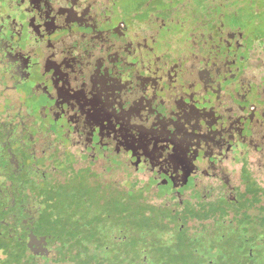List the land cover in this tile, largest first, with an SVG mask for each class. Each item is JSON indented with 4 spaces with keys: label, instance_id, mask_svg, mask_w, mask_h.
Here are the masks:
<instances>
[{
    "label": "flooded vegetation",
    "instance_id": "obj_1",
    "mask_svg": "<svg viewBox=\"0 0 264 264\" xmlns=\"http://www.w3.org/2000/svg\"><path fill=\"white\" fill-rule=\"evenodd\" d=\"M166 1L0 0V242L9 243L0 264H15V244L36 264H77L42 226L72 208L46 204L48 189L63 186L100 191L125 178L142 202L140 184L152 181L153 217L158 198L187 237L264 222V79L260 103L243 88L234 115L183 112L169 98L181 83L217 85L219 57L229 89L234 63L250 68L241 16ZM111 60L122 66L116 77ZM48 117L64 119L65 137L47 130ZM257 232L242 237V251L260 263Z\"/></svg>",
    "mask_w": 264,
    "mask_h": 264
},
{
    "label": "trees",
    "instance_id": "obj_2",
    "mask_svg": "<svg viewBox=\"0 0 264 264\" xmlns=\"http://www.w3.org/2000/svg\"><path fill=\"white\" fill-rule=\"evenodd\" d=\"M159 1L155 0V4L157 5ZM237 1L192 0L196 5L203 7V11L206 13L215 11L245 15L247 8L244 3L239 4ZM253 12L255 13L254 7ZM65 188L63 186L48 189L45 198L46 203L58 206H71L75 203H80L82 206L93 205L92 193L94 192ZM108 200L110 201L108 198L98 199L100 205L108 203ZM121 203L123 204V199H121ZM141 204L146 205V202L142 201ZM145 208L139 209L138 217L140 219L137 220V223L134 218L130 223L129 216L132 215H130L131 211L129 210L114 212L110 209H103L92 214L90 209H86L82 213L64 209L62 212L66 214L65 222L68 227V237L72 239V242L63 246L59 254L63 259L69 257L77 264H90L89 262L92 264H259L255 259H252L247 250L242 251V238L227 240L225 236L221 238L218 235L208 241V245L204 244V251L207 254L199 255L197 248H194V244L198 240L193 241L186 238L176 220L169 223L167 221L165 228L163 227V231L160 233V231L155 230V222L150 216V212ZM124 220H127L126 225L122 224ZM59 221L60 218L56 222ZM56 222L53 221V224ZM171 224H174L173 227L178 226L173 230ZM172 231L177 234L175 237L177 244H173L170 240ZM116 233H120V235H116ZM136 233L141 238L139 242L135 239L128 240ZM164 233L168 234L169 239L166 238L168 240L162 237ZM115 236L123 240L115 241L112 245L106 243L105 238L114 239ZM8 244V242H0V246L4 247L5 250H8ZM185 248L188 250L186 251ZM14 251L15 264H36L34 258L25 256L26 250L23 245L15 244ZM8 262L7 260L5 264Z\"/></svg>",
    "mask_w": 264,
    "mask_h": 264
},
{
    "label": "rangeland",
    "instance_id": "obj_3",
    "mask_svg": "<svg viewBox=\"0 0 264 264\" xmlns=\"http://www.w3.org/2000/svg\"><path fill=\"white\" fill-rule=\"evenodd\" d=\"M236 1V0H235ZM239 4L245 5L247 8V11H245V15H240V29L242 28V33L244 35H247V39L245 40V44L247 46L248 52L247 55L250 58V68L247 69L245 68L241 62L234 63L233 66V77L229 79V81H233V87L230 89L228 88L229 82L227 81V69L225 68V62L220 59H216L215 63L218 65L219 69H221L223 76L218 77L217 79V85L209 84L208 86H201L200 84L190 82L187 85H184V83L174 85L173 91H171V94L169 95V98L171 102H173L176 106H179L180 109L184 112L186 109L187 110H197L199 112H206L208 111L210 114L217 113L222 116L226 115H234V107L238 105H245L246 102L241 99L240 93L243 90V88L246 91L252 92L253 94V99L254 102L260 103L259 100V95L263 93L261 83L262 80L264 79V0H238L237 1ZM160 3H167L166 0H160L158 2ZM157 3V4H158ZM253 7L255 9V13L253 12ZM241 14V12L239 11ZM248 29V30H247ZM246 37V36H245ZM245 53V52H244ZM112 61V68L110 69V74H108V77L112 76H118L121 71H122V66L119 61ZM191 66H187V64L184 66V68H190ZM109 72V71H108ZM200 86L202 89L200 90ZM215 98H217V101H215ZM159 108V104L157 101H155V119L156 117H160L161 111ZM177 108V107H176ZM174 114V113H173ZM171 117V116H170ZM113 118V113L109 115L108 121L110 122L111 119ZM174 120H172L170 123H172ZM64 124V119L62 117L59 118H50L48 117L45 120V127H47V130H50L53 136L57 139H62L64 136V133L62 131V126ZM156 131L160 130V127L155 126ZM107 154H109L107 150ZM110 159L114 161L115 155L112 154ZM66 156H71L70 152L67 151ZM116 160V159H115ZM117 161V160H116ZM115 161V162H116ZM118 163V161H117ZM105 176H108L110 173H112V170L110 172L105 171ZM97 175V174H96ZM95 175V176H96ZM245 178H247L248 181V187H252L255 185V182L253 181L252 178L247 177L244 175ZM107 178V177H106ZM96 180H98L96 178ZM82 186V185H81ZM131 184L129 183L128 180L125 178H122L121 183L119 186L112 185L111 188L108 187L105 190H98V188H94V190H90L93 196V207L94 209L92 210V214L98 213L100 210L105 209L106 206L111 207V211H121L125 209H121V206H126L127 209L131 211L132 216L130 217V223H132L133 218L134 221L137 223V220L140 219L138 217L139 215V207L142 206L141 202L138 203V197L134 196L133 194H130V189ZM142 186L143 190V197L142 201L146 202V204L149 206L147 209L150 212V216L153 218L155 222V230L160 231V233L163 231V227L165 228V223L168 221L173 222L176 218L168 212V209L165 207H162V203L158 200V198L155 199V218L154 212L151 211V205H152V199H151V194L150 190L153 187L152 181L148 180H142V183L140 184ZM66 188H73V186H67ZM65 188V189H66ZM119 188L120 190L116 189ZM127 188V191H125ZM77 189V188H74ZM82 189V188H81ZM157 192V191H156ZM163 190H160V193L163 194ZM46 198V197H45ZM100 198H108V203L104 205H100L98 199ZM121 199H124L123 204L121 203ZM45 204V201L43 202ZM95 203V204H94ZM47 204V203H46ZM72 208L70 210L76 211L77 213H82L85 209H82L83 206L80 203H75L74 205H71ZM78 206L79 209H76L75 207ZM133 206V207H131ZM137 206L138 208H136ZM143 209V208H140ZM54 213L56 215L60 216V221L56 224H48L47 225H42L43 229L54 231L57 233L58 237L60 238L61 245L67 246L69 243L72 242V239L69 238L68 234V227L66 226V214L62 212L58 208V210H55ZM193 215L196 217H200L201 214L197 212H193ZM134 216V217H133ZM127 220L122 221V224L126 225ZM113 224H114V219H113ZM236 228L233 227H228L224 229L223 233L226 236L227 240H238L239 238L242 237H248L251 240H253L254 235L259 234L257 230L263 235H264V222H261L259 225L258 223L252 222L251 225H246L247 231L244 230L241 227V224H234ZM140 226V223H139ZM138 226V228H140ZM139 230V229H138ZM191 237L193 236L196 237L198 240L197 243L194 244V248H197L198 254L199 255H206L207 252L204 251V244L208 245V241L213 239L215 236V232H212L207 229H202L201 227L193 228L191 229ZM170 231V229H169ZM116 235H120V233H116ZM168 235V234H167ZM165 233L162 234V237L165 238V240H168L169 237ZM186 238L191 239V237H187L185 234H183ZM177 234H175V231L172 232V237H171V242L173 244H177L176 237ZM168 237V239H166ZM245 237V238H246ZM262 237V236H260ZM135 241H140L141 238L138 233L135 235H132L128 240H133ZM105 241L107 244L112 245L115 243V239L113 238H105ZM163 241V239H162ZM74 242V241H73ZM164 242V241H163ZM205 242V243H203ZM126 244V243H125ZM259 247V246H258ZM229 248V247H228ZM186 251L188 250L185 248ZM257 251V250H256ZM92 264L91 262H89ZM259 264H264V259L260 261Z\"/></svg>",
    "mask_w": 264,
    "mask_h": 264
},
{
    "label": "water",
    "instance_id": "obj_4",
    "mask_svg": "<svg viewBox=\"0 0 264 264\" xmlns=\"http://www.w3.org/2000/svg\"><path fill=\"white\" fill-rule=\"evenodd\" d=\"M33 238L36 239V237H33ZM42 239L45 240V237H43ZM33 243H34V242H33V239H31V240L28 242V246H29V247H32V246H33Z\"/></svg>",
    "mask_w": 264,
    "mask_h": 264
}]
</instances>
